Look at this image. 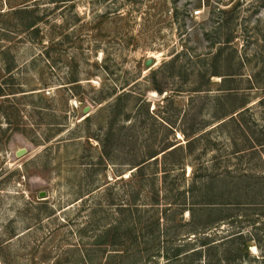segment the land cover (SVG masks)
<instances>
[{"label": "rangeland", "instance_id": "obj_1", "mask_svg": "<svg viewBox=\"0 0 264 264\" xmlns=\"http://www.w3.org/2000/svg\"><path fill=\"white\" fill-rule=\"evenodd\" d=\"M262 99L264 0H0V264H206L254 229L202 183L264 175Z\"/></svg>", "mask_w": 264, "mask_h": 264}, {"label": "trees", "instance_id": "obj_2", "mask_svg": "<svg viewBox=\"0 0 264 264\" xmlns=\"http://www.w3.org/2000/svg\"><path fill=\"white\" fill-rule=\"evenodd\" d=\"M60 1H68V0H60ZM235 9V6L234 8ZM232 8L229 9V7H226L224 9L220 8L221 13L223 14H227L230 12V10H233ZM220 27L225 30V28L227 27V22L225 21V16H222L220 19ZM38 21L36 20H32L30 22H28L27 24H25L28 28L34 29L36 28ZM233 33V32H232ZM227 33L225 31H223V36H219V40L217 41L219 43V53H223V50L226 48V46H229L230 43L233 41L234 38V33ZM184 52L186 53V50H184ZM179 56V55H178ZM217 57V56H216ZM175 61V58L172 59L171 61L165 62L164 65H168L172 62ZM152 73H156L155 70H153ZM213 74H221L225 77H223V81L224 83L227 81V76L228 73H224L223 71L219 70V69H214ZM230 74V73H229ZM223 83V84H224ZM156 86V85H155ZM203 83H199L198 86H196L193 90L198 91V90H202ZM157 90L159 93H163L164 91H166L167 89H165V87L163 86H156ZM224 89H230L228 87H222ZM232 92V91H229ZM231 93L227 94L226 97L230 96ZM122 95L119 96V98ZM118 98V99H119ZM99 100V99H98ZM96 100V101H98ZM264 99H262V102ZM248 101L243 102L241 105L237 106V107H241V106H245L247 104ZM148 105V103H147ZM110 107L112 108V112L115 111L114 107H116L115 103L110 104ZM237 107L232 108L231 110L227 111L226 113H224L221 118H224L227 115H231L233 113H235L237 110ZM118 111V110H117ZM147 111L150 112V105L147 107ZM117 116L119 115V112H117L116 114ZM89 115L86 117L88 118ZM230 118L235 119V116L232 115ZM225 122V121H223ZM222 122V123H223ZM261 145L264 144V142L260 143ZM183 146H181V144L176 145V143H172L166 147H164L162 150L158 151V149L152 151L149 153L148 156H144L142 157V159L140 161L134 162V166L136 167V170L142 171L143 167L146 166L147 163L151 162L152 160H156L158 158V155L165 151L163 154H165L166 156L175 153L178 149L182 148ZM251 148L256 149V145H252ZM104 154H106L107 156H110L109 153L107 151H104ZM148 154V153H147ZM155 157L154 159L150 160L151 158ZM202 187L205 190L206 194L208 196H211L210 198H208L209 200H214L213 198L216 197H222V196H229L230 194L233 193V195L239 199V202L242 203V205L245 207V209H251V210H255V209H259L260 211H250V210H246L245 212H243L240 217L239 223H243V222H247L251 225L254 226V229L249 230V231H245L244 229H239L237 231H235L234 233H232V235L228 238H226L225 242L220 243L217 242L216 239L212 238V235L209 234H205L202 238H201V243L203 245V250L200 249H196L193 252H197L200 255L205 256L206 258V264H213V262L216 260L215 254L216 251H218V249L221 247L222 244H226L227 247H225L221 253L223 255H225L227 252H232L234 254H238V256H242L244 258H251V251H250V247L252 245H255L258 247V249L261 251V254L259 255L258 259H262L264 261V175H260V176H252V177H248V176H244V177H237L236 179L230 181L224 177L215 180L214 178H208L203 180L202 183ZM209 206V205H208ZM211 207H215V205H211ZM192 213H193V220H195L197 218L196 216V211H195V207L191 206L190 208H188ZM211 209V208H210ZM210 209H205L206 212L208 213V211ZM209 214V213H208ZM240 216V215H238ZM255 216V217H254ZM221 220H224L223 222H225L227 219L225 218H221ZM221 220H219L221 222ZM232 223H234L235 221H230ZM195 223V221H194ZM202 227V231L207 232L208 230H210L212 227L211 225H207V223H203ZM252 242H255V244H253ZM181 249H178V252L176 253L177 256H179L181 254ZM214 253V257L213 254ZM239 257V258H240Z\"/></svg>", "mask_w": 264, "mask_h": 264}, {"label": "water", "instance_id": "obj_3", "mask_svg": "<svg viewBox=\"0 0 264 264\" xmlns=\"http://www.w3.org/2000/svg\"><path fill=\"white\" fill-rule=\"evenodd\" d=\"M152 61H153L152 58L148 59V60H147V64L150 65V64L152 63ZM89 108H90V106H87V107L85 108V111H88ZM21 153H22V150L18 151V154H21ZM41 196H45V193H41Z\"/></svg>", "mask_w": 264, "mask_h": 264}, {"label": "bare ground", "instance_id": "obj_4", "mask_svg": "<svg viewBox=\"0 0 264 264\" xmlns=\"http://www.w3.org/2000/svg\"><path fill=\"white\" fill-rule=\"evenodd\" d=\"M254 248H256L255 246H253ZM254 251V250H253Z\"/></svg>", "mask_w": 264, "mask_h": 264}]
</instances>
